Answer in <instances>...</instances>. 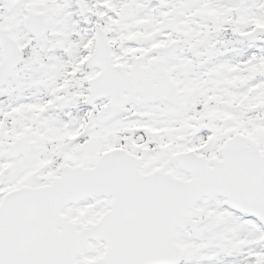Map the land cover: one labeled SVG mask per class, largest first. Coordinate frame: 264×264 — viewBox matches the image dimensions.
<instances>
[{"label":"snow or ice","instance_id":"obj_1","mask_svg":"<svg viewBox=\"0 0 264 264\" xmlns=\"http://www.w3.org/2000/svg\"><path fill=\"white\" fill-rule=\"evenodd\" d=\"M0 264H264V0H0Z\"/></svg>","mask_w":264,"mask_h":264}]
</instances>
